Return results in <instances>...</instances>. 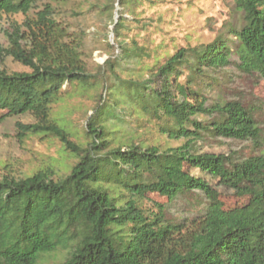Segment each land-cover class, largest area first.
Here are the masks:
<instances>
[{
    "label": "trees",
    "instance_id": "16d2710c",
    "mask_svg": "<svg viewBox=\"0 0 264 264\" xmlns=\"http://www.w3.org/2000/svg\"><path fill=\"white\" fill-rule=\"evenodd\" d=\"M38 1L0 0V16H23L0 26L6 41L0 59L26 69L0 68V123L31 115L34 123H15L16 140H57L75 162L58 178L52 169L0 178V264H264L260 106L210 96L230 68L264 80V0H231L234 17L224 33L162 60L155 51L152 65L147 46L122 38L129 31L125 12L134 15L131 8L141 0H113L109 48L118 53L95 73L83 60L82 36L70 32L54 6L37 9ZM92 93L95 107L85 118L83 143L76 144L53 108ZM111 103L128 106L131 117L115 122ZM147 127L182 144L146 145L140 136ZM210 140L251 151L203 152ZM192 170L245 202L225 207ZM148 195L168 204L189 198L196 212L167 219L166 205L143 209Z\"/></svg>",
    "mask_w": 264,
    "mask_h": 264
},
{
    "label": "rangeland",
    "instance_id": "374dc122",
    "mask_svg": "<svg viewBox=\"0 0 264 264\" xmlns=\"http://www.w3.org/2000/svg\"><path fill=\"white\" fill-rule=\"evenodd\" d=\"M112 2L113 0H39L37 9H41L45 4L54 6L58 18L69 27L70 32L82 36L83 60L88 70L95 73L98 70L97 66H103L106 60L118 53L115 45L112 49L109 48V45L113 44L111 24L115 20ZM233 8L231 0H141L134 3L131 8L134 15L125 12V17L129 21V31L122 38L125 37L126 42L133 39L139 46H147L152 55L148 64L152 65L155 51L156 59L162 60L178 48L211 43L218 35L224 33L222 26L231 22L234 17ZM132 16L137 18V21H131ZM22 20L21 15L10 17L2 15L0 26L7 27L11 21L19 23ZM0 45L6 46L1 31ZM0 68L9 73L26 70L10 58L0 59ZM230 70L221 73L223 83L220 88L213 89L210 96L237 99L247 107L259 105L260 111L255 117L264 125V80L255 74L242 75L232 68ZM184 76L185 74L180 76L179 80L182 81ZM227 79H230L229 82ZM100 93L104 96V92H98ZM96 98L93 99V93L89 96L74 97L53 108L54 115L65 119L71 126L73 135L71 141L76 144L84 141L82 130L85 118L92 114ZM107 109L115 122L124 123L131 117L126 105L111 103L107 104ZM16 122L30 124L34 123V119L31 115H22L7 118L0 123V178L7 175L21 179L34 172L49 169L55 173L54 178L64 176L75 160L61 151L60 143L57 140L37 137L19 143L15 138ZM95 122L97 123V120ZM140 139L146 145H158L162 148L182 144V141H169L148 127ZM201 150L217 155L228 154L231 150L244 156L249 155L251 151L245 144L229 141L218 143L213 140L202 144ZM191 174L209 182L216 189L225 207L245 202V199L237 197L233 192L217 187L216 183L204 174L196 170H192ZM146 198L141 202L143 209L155 211V205H166L167 219L171 215L184 219L188 216L189 210L195 211V207L192 206L190 209L187 206L189 198L175 200L169 204L156 195H148Z\"/></svg>",
    "mask_w": 264,
    "mask_h": 264
}]
</instances>
